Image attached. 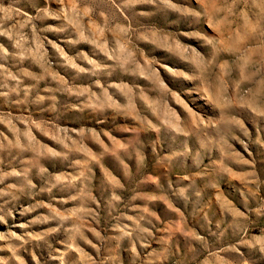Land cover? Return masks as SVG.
<instances>
[{
	"label": "rangeland",
	"instance_id": "1",
	"mask_svg": "<svg viewBox=\"0 0 264 264\" xmlns=\"http://www.w3.org/2000/svg\"><path fill=\"white\" fill-rule=\"evenodd\" d=\"M0 264H264V0H0Z\"/></svg>",
	"mask_w": 264,
	"mask_h": 264
}]
</instances>
